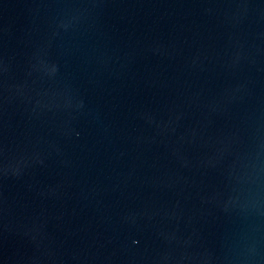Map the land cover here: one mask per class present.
<instances>
[{
	"label": "water",
	"instance_id": "95a60500",
	"mask_svg": "<svg viewBox=\"0 0 264 264\" xmlns=\"http://www.w3.org/2000/svg\"><path fill=\"white\" fill-rule=\"evenodd\" d=\"M0 264H264V0H0Z\"/></svg>",
	"mask_w": 264,
	"mask_h": 264
}]
</instances>
